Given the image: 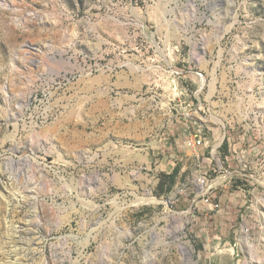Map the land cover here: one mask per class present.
<instances>
[{
	"label": "rangeland",
	"instance_id": "1",
	"mask_svg": "<svg viewBox=\"0 0 264 264\" xmlns=\"http://www.w3.org/2000/svg\"><path fill=\"white\" fill-rule=\"evenodd\" d=\"M0 264H264V0H0Z\"/></svg>",
	"mask_w": 264,
	"mask_h": 264
},
{
	"label": "built area",
	"instance_id": "2",
	"mask_svg": "<svg viewBox=\"0 0 264 264\" xmlns=\"http://www.w3.org/2000/svg\"><path fill=\"white\" fill-rule=\"evenodd\" d=\"M202 144H203V141H202V139H196V140H189L188 141V146L189 147H191V148H193V149H195V148H199L200 146H202ZM199 183L200 184H203L204 183V180H199Z\"/></svg>",
	"mask_w": 264,
	"mask_h": 264
},
{
	"label": "bare ground",
	"instance_id": "3",
	"mask_svg": "<svg viewBox=\"0 0 264 264\" xmlns=\"http://www.w3.org/2000/svg\"><path fill=\"white\" fill-rule=\"evenodd\" d=\"M201 193H204V190ZM144 201L151 202V203H155L156 202L154 199H150V198H145Z\"/></svg>",
	"mask_w": 264,
	"mask_h": 264
}]
</instances>
